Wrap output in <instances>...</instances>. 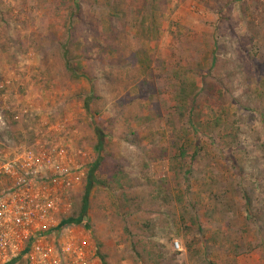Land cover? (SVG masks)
I'll return each mask as SVG.
<instances>
[{"label": "rangeland", "instance_id": "rangeland-1", "mask_svg": "<svg viewBox=\"0 0 264 264\" xmlns=\"http://www.w3.org/2000/svg\"><path fill=\"white\" fill-rule=\"evenodd\" d=\"M152 2L0 0V86L9 82L7 99L16 95L33 116L15 137L31 143L45 123L74 133L87 174L72 216L97 158L92 116L116 120L95 177L111 186L120 170L139 178L156 206L128 213L120 189L93 187L86 221L106 264H264V0H157V11ZM182 68L198 83L224 76L230 89L227 104L205 110L199 137L184 141L203 149L187 178L176 159L184 142L172 144L166 126ZM91 83L97 100L87 113ZM146 85L153 102L137 105ZM154 111L150 124L135 120ZM133 133L140 146L127 142Z\"/></svg>", "mask_w": 264, "mask_h": 264}, {"label": "built area", "instance_id": "built-area-1", "mask_svg": "<svg viewBox=\"0 0 264 264\" xmlns=\"http://www.w3.org/2000/svg\"><path fill=\"white\" fill-rule=\"evenodd\" d=\"M11 89L0 86V264H103L89 232L62 226L87 174L83 149L65 124L17 140L33 116Z\"/></svg>", "mask_w": 264, "mask_h": 264}, {"label": "trees", "instance_id": "trees-1", "mask_svg": "<svg viewBox=\"0 0 264 264\" xmlns=\"http://www.w3.org/2000/svg\"><path fill=\"white\" fill-rule=\"evenodd\" d=\"M156 1L157 0H153L151 4L154 11H157L159 9ZM152 33H155V31L152 27H149L145 35L147 37L148 34ZM136 56L135 59L137 58V60H139L140 58ZM128 59L130 60V58ZM215 66L216 65L214 60L213 69L215 68ZM69 67L70 66L66 63V69L71 73V78L74 80L79 79V76L76 75V67H72V69L71 67ZM193 75L194 74L187 68H182L175 75V78L179 84V104L174 107V113L171 114V117L168 118L166 122V126L171 128L175 134L174 138L176 140L172 143L174 145L190 139L191 136H195L196 138H198L199 134H201L199 131V127L201 125V120L205 115V110H215L218 107H223L225 104H227L226 95L230 93L227 80H225L224 76L219 78L217 76H214L212 73H209L207 75H200V82L198 83L197 81H195L196 79L194 80V77H192ZM145 90L146 91L142 92L143 95L139 93V102L137 103V105H144L148 102H153L154 91L152 89H149L147 85L145 86ZM95 100H97V96L95 95V85L91 83V92L83 101V108L87 113L90 111V105ZM131 102H133V100ZM116 108L118 110L121 109V113H123V111L126 113L124 109L126 108V104L118 103L116 105ZM99 116L100 113L98 111L92 116L97 117L96 119H94V123H96V126L93 127V134L97 139L94 148L97 155L96 161L89 170L87 176V184L84 187V195L80 200L77 210L73 212L71 218L62 222V226L72 225L86 232H89L90 234H92L93 231L91 229V226L87 224L86 217L89 210V195L93 187L110 190L120 189V191L122 192V199H120L119 203L122 206L124 205L125 208L127 207L128 213H144L148 212L146 208H148L149 206H156V204L152 200V194L150 192L146 193L145 191H142L144 185H150L143 184V182L140 181L139 178L132 179L130 178L129 174H125L120 170L112 180V184H114L113 186H111L107 181H99L96 179L95 173L102 165L106 157L105 148L107 138L104 131L108 130L107 127L109 126H111L110 129H112V127L114 126V121L116 123L115 119L105 120L101 117L99 118ZM156 117L157 119H160L158 113L154 111L146 117H137L135 120H143L144 122L150 124ZM126 118L129 119L127 116ZM127 142L132 143L136 146L141 145L139 135L136 133L131 134V139L127 140ZM202 150L203 149L200 146L198 139L193 140V142L189 144H185L184 142L179 147L178 156H176L178 163L182 164V166L179 167L178 172H184V176L187 178L190 174L191 166L195 162L196 158L202 153ZM186 159H190V162H185ZM144 169H147L146 165ZM128 190H130V193L126 192ZM247 205L249 207L250 203L248 202ZM149 226L150 224L148 222H145L143 226L144 230L149 228ZM150 244L151 243H148V245ZM149 247L152 246L150 245ZM95 249L103 264H106L104 262L105 258L104 256H101V253L99 252L100 247L97 244L95 245ZM142 252L148 255L151 259L153 257L154 259L156 258L155 255L152 252H148L146 248L143 249ZM137 254V259L139 261V259H142V254Z\"/></svg>", "mask_w": 264, "mask_h": 264}]
</instances>
